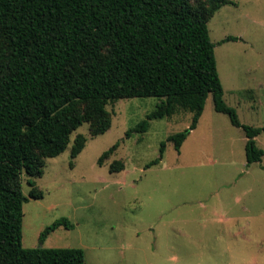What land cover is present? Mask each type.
<instances>
[{"label":"rangeland","instance_id":"obj_1","mask_svg":"<svg viewBox=\"0 0 264 264\" xmlns=\"http://www.w3.org/2000/svg\"><path fill=\"white\" fill-rule=\"evenodd\" d=\"M208 23L224 87V101L242 124L264 128V0H226ZM229 36L238 41L223 43ZM164 100L136 97L112 101L111 128L94 136L86 122L71 135L64 153L44 159L41 178L22 174L28 201L23 212V247L78 248L85 264H264V157L250 166L246 135L215 110L210 94L198 126L180 152L162 142L183 131L193 113L181 108L150 121L144 134L126 132ZM87 142L76 159L77 135ZM120 143L109 158L101 155ZM264 150V131L256 138ZM124 163L125 169L111 172ZM33 180L43 198L29 197ZM68 218L43 242L42 232Z\"/></svg>","mask_w":264,"mask_h":264},{"label":"trees","instance_id":"obj_2","mask_svg":"<svg viewBox=\"0 0 264 264\" xmlns=\"http://www.w3.org/2000/svg\"><path fill=\"white\" fill-rule=\"evenodd\" d=\"M226 0H0V264H85L78 248L23 247V207L28 201L21 176L41 178L44 159L66 151L71 135L90 122L94 136L112 126L107 105L136 97L164 101L126 132L144 134L150 121L193 113L190 126L162 142L180 152L198 126L211 94L215 110L228 115L246 135L248 166L264 150L256 138L264 128L244 125L224 101L208 23ZM229 36L223 43L238 41ZM76 136L71 158L86 146ZM120 146L99 158V165ZM125 164L111 166L120 172ZM29 197L41 199L33 180ZM64 227L68 218L47 227L41 241Z\"/></svg>","mask_w":264,"mask_h":264},{"label":"water","instance_id":"obj_3","mask_svg":"<svg viewBox=\"0 0 264 264\" xmlns=\"http://www.w3.org/2000/svg\"><path fill=\"white\" fill-rule=\"evenodd\" d=\"M43 245H42V243H41V246L40 247H42Z\"/></svg>","mask_w":264,"mask_h":264}]
</instances>
